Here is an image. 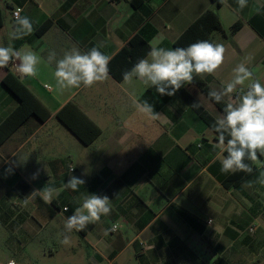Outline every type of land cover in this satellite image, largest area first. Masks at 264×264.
Wrapping results in <instances>:
<instances>
[{
    "label": "crops",
    "instance_id": "1",
    "mask_svg": "<svg viewBox=\"0 0 264 264\" xmlns=\"http://www.w3.org/2000/svg\"><path fill=\"white\" fill-rule=\"evenodd\" d=\"M218 1L0 0V46L31 50L41 58L34 78H21L14 64L0 69V125L18 105L1 83L8 71L49 112L42 123L29 117L5 139L0 133L4 227L35 233L47 225L62 237L64 222L80 206L82 195L95 193L109 196L110 215L73 231L107 264H115L128 250L133 252L130 262L135 260L130 264H264V186L246 187L264 170V157L252 162L253 171L238 184H224L232 173L221 172L218 136L196 109L215 121L209 110L217 117L222 113L196 85L161 96L135 78L125 83L109 74L91 88L60 92L55 62L48 63L50 52L58 60L74 47L81 52L98 47L112 59L135 34L150 50L153 45L174 49L182 32L211 9L222 27L211 38L224 44L225 61L214 75L194 77L218 90L232 79L233 68L251 57L247 66L253 79L264 84V0H248L243 9L236 0ZM15 9L33 21V33L21 40L9 36ZM235 23L241 26L229 34ZM143 100L162 114L159 120L137 111L136 101ZM222 101L227 104L228 98ZM68 102L100 129L89 145L56 118ZM70 176L85 184L77 191L65 188ZM45 185L57 190L49 202L38 192ZM113 225L116 229L105 235Z\"/></svg>",
    "mask_w": 264,
    "mask_h": 264
},
{
    "label": "clouds",
    "instance_id": "2",
    "mask_svg": "<svg viewBox=\"0 0 264 264\" xmlns=\"http://www.w3.org/2000/svg\"><path fill=\"white\" fill-rule=\"evenodd\" d=\"M240 9L247 6L248 0H236ZM22 9L15 12L14 29L9 36L12 40H21L33 33V21L22 16ZM226 48L222 43H212L200 40L189 46L168 49L151 46L148 58L140 59L129 71L123 73L125 83L133 79L139 80L144 85L152 86L161 96H173L184 87L193 83L194 76L214 75L225 61ZM251 57H246L245 62L237 64L232 70V79L220 89H213L208 96L216 103L226 97L228 103L223 114L218 117L213 125L218 134L220 150L221 172H248L253 169L245 160L252 162L264 157V84L253 79V72L247 66ZM111 57L104 54L98 47H92L87 52L78 48L66 51L62 58L56 59V53L50 52L48 63L55 62V86L60 91L91 88L97 83L109 78V62ZM40 56L31 50L15 49L12 46H0V69L9 64H15V71L21 78H34L38 76ZM247 83L246 89L243 87ZM239 89V90H238ZM137 111L148 119L159 120L162 114L155 112L148 100L136 101ZM226 153L227 155H223ZM73 169V168H72ZM70 169V171L72 170ZM38 173L33 174L36 179ZM85 181L76 176H70L64 187L77 191ZM253 184L264 186V170L259 172L255 181H249L246 187ZM37 191H33L35 193ZM46 202H49L57 190L51 186H44L38 190ZM81 204L73 214L64 222V233L60 243L71 244L70 233L73 230L81 231L89 224H95L102 216L111 213L112 205L109 196L95 193L82 195ZM27 203V201H25ZM65 211H68L65 208ZM115 228L106 229L108 235ZM14 264V261L11 262Z\"/></svg>",
    "mask_w": 264,
    "mask_h": 264
},
{
    "label": "trees",
    "instance_id": "3",
    "mask_svg": "<svg viewBox=\"0 0 264 264\" xmlns=\"http://www.w3.org/2000/svg\"><path fill=\"white\" fill-rule=\"evenodd\" d=\"M211 2L213 5H219L220 3L218 0H211ZM251 23L253 25L252 21ZM48 25L49 24L46 23L37 31V33L41 34ZM240 26L241 23H235L230 28L229 34L235 33ZM214 31L222 33V27L216 13L209 9L203 12L182 32V34L175 40L173 46L174 48H186L190 44L200 40H207L214 43L211 38V34ZM149 51L150 46L147 41L141 38L139 34H135L110 60L108 65L109 74L117 81L122 80L123 73L131 70L140 59H144L147 56ZM1 83L18 101L16 109L8 115L0 125V133H3L1 139H5L12 131H14V129L23 124L29 117H35L39 123H42L49 117L47 109L28 91V89L19 81L17 76H14L8 71L2 78ZM192 84L196 85L223 114L224 108L226 107L224 101L216 103L211 99L208 96L211 89L197 77H194ZM196 111L206 125L218 136L213 128L215 120L200 107H198ZM56 118L84 145H89L100 134V129L72 102L66 103L56 113ZM3 141L4 140H0V143ZM224 155L227 154L224 153ZM245 163H248L251 167L252 161L246 159ZM248 174V172H234L224 184L236 185Z\"/></svg>",
    "mask_w": 264,
    "mask_h": 264
},
{
    "label": "rangeland",
    "instance_id": "4",
    "mask_svg": "<svg viewBox=\"0 0 264 264\" xmlns=\"http://www.w3.org/2000/svg\"><path fill=\"white\" fill-rule=\"evenodd\" d=\"M69 235L71 244L66 246L60 243L63 236L53 235L47 225L35 233H24L0 223V264L7 260L17 264H107V258L92 260L97 254L82 241L77 232L72 231ZM129 256L133 257L132 250L125 252L115 264L135 262L134 258L130 262Z\"/></svg>",
    "mask_w": 264,
    "mask_h": 264
},
{
    "label": "built area",
    "instance_id": "5",
    "mask_svg": "<svg viewBox=\"0 0 264 264\" xmlns=\"http://www.w3.org/2000/svg\"><path fill=\"white\" fill-rule=\"evenodd\" d=\"M17 11V9L13 10L11 13L12 18L15 20V12ZM15 65V64H14ZM63 210H65V208H63ZM112 227H114L116 229V226L113 225ZM111 227V228H112ZM249 231H252V228H249ZM11 262H13V260H7L6 262H4L3 264H11ZM14 264H17L16 262H14Z\"/></svg>",
    "mask_w": 264,
    "mask_h": 264
},
{
    "label": "water",
    "instance_id": "6",
    "mask_svg": "<svg viewBox=\"0 0 264 264\" xmlns=\"http://www.w3.org/2000/svg\"><path fill=\"white\" fill-rule=\"evenodd\" d=\"M98 259L97 255H94V257L92 258L93 261H96Z\"/></svg>",
    "mask_w": 264,
    "mask_h": 264
}]
</instances>
